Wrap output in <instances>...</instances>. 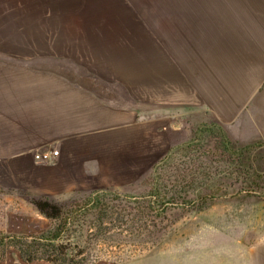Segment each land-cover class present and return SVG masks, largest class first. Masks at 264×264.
Segmentation results:
<instances>
[{
    "label": "rangeland",
    "instance_id": "1",
    "mask_svg": "<svg viewBox=\"0 0 264 264\" xmlns=\"http://www.w3.org/2000/svg\"><path fill=\"white\" fill-rule=\"evenodd\" d=\"M131 1L123 0L133 8ZM216 1L235 16L243 1L252 3ZM138 3L140 16L159 27L162 7H175L176 0ZM73 4L0 0L3 113L72 116L65 79L80 71L66 63L75 60L43 46L61 47L50 33L68 38L84 30L79 13L88 11ZM119 89L129 91L123 84ZM133 89L137 125L99 151L103 178L94 189L55 192L47 182L38 188L36 166L23 181H0V264H264V126L229 134L182 116L164 142V112L147 110L144 95ZM46 200L63 208V221L36 208Z\"/></svg>",
    "mask_w": 264,
    "mask_h": 264
},
{
    "label": "crops",
    "instance_id": "2",
    "mask_svg": "<svg viewBox=\"0 0 264 264\" xmlns=\"http://www.w3.org/2000/svg\"><path fill=\"white\" fill-rule=\"evenodd\" d=\"M55 1L88 11L79 13L86 25L78 36L50 33L61 47L43 46L75 60L66 63L80 71L65 79L72 116L36 118L34 107L0 111L1 182L23 181L36 166L38 188L94 189L103 178L99 151L137 125L136 89L147 110L164 112V142L182 116L229 134L264 126V0L243 1L239 16L216 0H176L175 7H162L159 27L140 16L138 0H130L133 8L123 0ZM46 151L59 152L56 165L34 163V153Z\"/></svg>",
    "mask_w": 264,
    "mask_h": 264
},
{
    "label": "trees",
    "instance_id": "3",
    "mask_svg": "<svg viewBox=\"0 0 264 264\" xmlns=\"http://www.w3.org/2000/svg\"><path fill=\"white\" fill-rule=\"evenodd\" d=\"M92 194H93V192H91L89 195L85 196L84 199L86 201V205L87 204L89 205L91 203ZM72 203H74V202H72ZM34 204H35L36 208L42 214H44L46 217L60 221V222L63 221L64 213H63V208L61 206L53 205L52 203H50L47 200L46 201H37ZM71 206H73V204Z\"/></svg>",
    "mask_w": 264,
    "mask_h": 264
},
{
    "label": "built area",
    "instance_id": "4",
    "mask_svg": "<svg viewBox=\"0 0 264 264\" xmlns=\"http://www.w3.org/2000/svg\"><path fill=\"white\" fill-rule=\"evenodd\" d=\"M59 157L58 151L36 152L33 155L34 163L38 166H54Z\"/></svg>",
    "mask_w": 264,
    "mask_h": 264
}]
</instances>
